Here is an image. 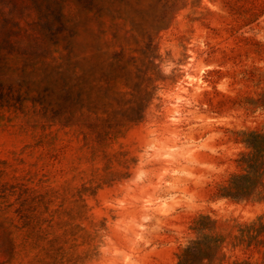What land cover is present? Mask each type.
Segmentation results:
<instances>
[{"label": "rangeland", "instance_id": "obj_1", "mask_svg": "<svg viewBox=\"0 0 264 264\" xmlns=\"http://www.w3.org/2000/svg\"><path fill=\"white\" fill-rule=\"evenodd\" d=\"M253 131L264 0H0V264H177Z\"/></svg>", "mask_w": 264, "mask_h": 264}, {"label": "trees", "instance_id": "obj_2", "mask_svg": "<svg viewBox=\"0 0 264 264\" xmlns=\"http://www.w3.org/2000/svg\"><path fill=\"white\" fill-rule=\"evenodd\" d=\"M243 143L250 150L244 154L242 173L233 174L220 185L217 197L232 202L264 200V131L244 133ZM218 222L210 216H200L194 222L196 238L182 251L177 264H224L225 249H252L262 254L264 264V217L234 226L225 233L218 230ZM232 264H252L249 259H236Z\"/></svg>", "mask_w": 264, "mask_h": 264}]
</instances>
